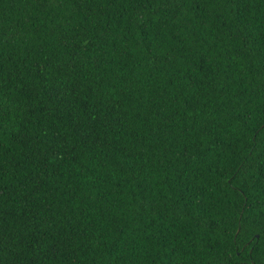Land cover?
I'll return each mask as SVG.
<instances>
[{
  "label": "trees",
  "instance_id": "obj_1",
  "mask_svg": "<svg viewBox=\"0 0 264 264\" xmlns=\"http://www.w3.org/2000/svg\"><path fill=\"white\" fill-rule=\"evenodd\" d=\"M0 264H264V0H0Z\"/></svg>",
  "mask_w": 264,
  "mask_h": 264
}]
</instances>
